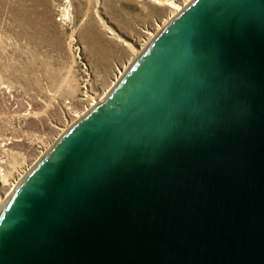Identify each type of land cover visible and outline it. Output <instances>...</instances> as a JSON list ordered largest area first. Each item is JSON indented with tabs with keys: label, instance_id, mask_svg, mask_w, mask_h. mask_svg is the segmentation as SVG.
<instances>
[{
	"label": "water",
	"instance_id": "obj_1",
	"mask_svg": "<svg viewBox=\"0 0 264 264\" xmlns=\"http://www.w3.org/2000/svg\"><path fill=\"white\" fill-rule=\"evenodd\" d=\"M0 214V264H264V0H191Z\"/></svg>",
	"mask_w": 264,
	"mask_h": 264
},
{
	"label": "rangeland",
	"instance_id": "obj_2",
	"mask_svg": "<svg viewBox=\"0 0 264 264\" xmlns=\"http://www.w3.org/2000/svg\"><path fill=\"white\" fill-rule=\"evenodd\" d=\"M164 1L0 0V211L172 20Z\"/></svg>",
	"mask_w": 264,
	"mask_h": 264
},
{
	"label": "bare ground",
	"instance_id": "obj_3",
	"mask_svg": "<svg viewBox=\"0 0 264 264\" xmlns=\"http://www.w3.org/2000/svg\"><path fill=\"white\" fill-rule=\"evenodd\" d=\"M191 1V0H190ZM159 4H162V5H167V6H169L171 9H173V11H172V16H171V19H173L174 18V16H177L180 12H182L183 10H184V7L181 9L173 0H165L164 2H158ZM187 3V2H186ZM185 7H186V5H185ZM159 34V33H158ZM157 34V35H158ZM145 50V49H144ZM122 78H123V76L121 77V79L119 80V82L122 80ZM118 82V83H119ZM75 125V124H74ZM64 135V134H63ZM62 135V136H63ZM61 136V137H62ZM22 184V183H21ZM13 195L11 194L10 195V197H9V199L12 197ZM8 199V200H9ZM4 205V203H1L0 204V209H1V206H3ZM5 208V207H4ZM4 210V209H3ZM2 213V211H0V214Z\"/></svg>",
	"mask_w": 264,
	"mask_h": 264
}]
</instances>
